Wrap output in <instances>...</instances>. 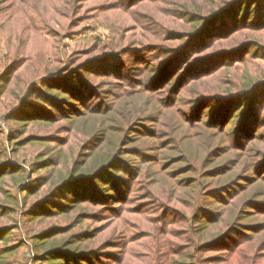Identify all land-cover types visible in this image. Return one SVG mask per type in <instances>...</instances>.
Masks as SVG:
<instances>
[{"label": "trees", "instance_id": "1", "mask_svg": "<svg viewBox=\"0 0 264 264\" xmlns=\"http://www.w3.org/2000/svg\"><path fill=\"white\" fill-rule=\"evenodd\" d=\"M82 1L65 3L73 12ZM146 1L117 0L115 6L129 12ZM150 1L158 3L157 8L161 3L163 14L172 16L178 26L153 22L150 29L137 21L132 30L144 31L139 33L143 42L129 39L124 49L103 48L74 68L33 65L25 57L0 72L1 84L8 74L20 78L28 64L34 75L41 76V87L53 89L42 91L34 83L23 96L21 89L12 91L17 103L13 108L8 105L11 109L4 115L5 121L16 124L7 134L0 129V218H10L0 221L1 264L11 262L22 245L14 235L10 237L18 220L39 264H111L110 260L120 264L118 254L105 249L116 248L118 243L112 240L98 249L81 245L104 230L83 224L107 210L117 214L115 218L121 210L140 218L152 211L150 220L159 223L161 231L152 236L150 247L138 244L148 251L143 264H150L147 257L154 253L156 264H264V81L252 85L249 77L244 87L228 89L224 96L193 94L181 108L178 100L187 85L186 74L204 63L188 59L181 68L176 66L187 50L206 49L200 42L213 31L211 26L227 17L232 22L222 34L248 23L264 26V0H204L202 6L187 0ZM1 4L0 29L5 25L1 17L12 19V8L17 9L16 3L9 8ZM243 5L245 12L238 9ZM252 8L254 16L246 19ZM71 20L68 28L74 27ZM142 52L152 57L139 59L133 71L125 58ZM185 68L189 72L181 80ZM172 69L175 72L167 75ZM203 106L210 109L207 119L201 115ZM60 119L66 120L64 126L56 125ZM36 122L49 126L48 130L26 129ZM27 145L35 153L26 164L24 153H18ZM21 160L23 165L18 163ZM4 186L19 187L22 209L21 201ZM91 205L98 206L99 213L87 212ZM76 209L71 217L69 212ZM55 216L62 223L43 225L42 220ZM119 227L120 222L115 223L113 231L126 238L125 245L145 236L139 225L132 236ZM217 247L220 251L209 253Z\"/></svg>", "mask_w": 264, "mask_h": 264}, {"label": "rangeland", "instance_id": "2", "mask_svg": "<svg viewBox=\"0 0 264 264\" xmlns=\"http://www.w3.org/2000/svg\"><path fill=\"white\" fill-rule=\"evenodd\" d=\"M0 1H2V7L9 8L11 4L16 3L17 8H12V19L1 17V21L5 22V25L2 29H0V72L6 67L12 65L15 59H21L25 57L28 58L29 61H31L30 64L33 65L34 63H37L41 66L49 64L51 67H59L60 65L65 64L68 65V68H74L76 67L77 63L84 62L86 59L92 58L93 55L101 53L103 48L113 47L111 49H124V47L127 45L126 42L129 39L143 42V36L139 33L144 31H139L138 28L136 30H132V25L137 21V24L142 23L146 28L150 29L154 28L152 26L153 22H161L163 25H166L169 28L175 27L176 24L178 26V22H176L172 16L166 15L165 13L163 14L161 11V8L163 7L161 3L158 5V9L156 6L158 3L152 2L150 0L136 5L135 8L129 10V12H123L120 8H117L115 6L117 4V0H83L81 4H78V7H80L78 9H74L73 12L69 10L70 7L67 6L65 0ZM122 1L124 2V0ZM187 1L199 6H202L204 3V0ZM205 1L208 2L209 0ZM225 1L230 2L231 0ZM245 7L243 5L238 7V9L241 8L244 11ZM252 11H255V8H252L251 13L246 16V19L248 18L250 20L254 16ZM6 15L7 13L5 11L4 16ZM137 17L138 19L136 20ZM235 17H238L237 20L242 18L241 16ZM227 18L229 20L227 19L225 22L214 24L211 26L212 28L210 27L209 30L213 31L207 33V36L200 42L206 46V49L198 52H194L197 49H191L190 51L187 50L185 55L181 56V59L177 61V68H181L184 65V62L189 60H191L193 64L204 63V65L197 69L193 74H188V69H184L185 72L182 74L181 80L187 73L185 78L187 85L183 86L185 89L181 94L183 96L181 102L178 100V104L181 108L187 106L186 103L188 100L185 98H189L193 94L203 96H224L223 93L227 92L228 89H231L232 92H235L242 86L244 87V84L249 77V82H253L252 85L264 81V26L254 27L252 26L253 23H248L246 24L248 27H233L232 29L228 30L226 34H222L225 32L224 29L226 25L229 27L230 23L232 22L231 17ZM70 20L74 23V27L72 28L67 27V25L70 23ZM44 23H46L47 26H45ZM262 24H264V21ZM70 25L71 24H69V27ZM134 34L135 36L133 37ZM77 51H81L80 54ZM86 52H89L90 54L86 55ZM226 54L229 55L224 57ZM137 55L131 53L125 58L126 65L133 71L136 70V66L138 65L136 63L140 61L139 59H143V57H145V59L149 60V58L152 57L151 53L148 52H142ZM56 59L59 60L60 63L55 62ZM227 63H231V65H224L225 68H222V65ZM32 68L33 67L31 65L27 64L20 78L16 79L17 74H8L5 78V82L0 84V129L4 132V134L8 133L10 125L14 126L16 124L13 120H10L11 122H7L4 118L5 113L7 114L11 109L8 105L11 106L17 103L15 98H11L12 91L21 89L20 96H23L26 93V90L32 89L31 87L34 83L38 88L39 86L41 87V76L34 75L30 71ZM10 69L11 70L9 73L13 71V67ZM211 70L212 72L210 73ZM19 72L20 71L18 70L16 73ZM174 72L175 70L172 69L167 73V75H170ZM78 74H81L84 77L88 75L86 72H78ZM203 76L204 78L199 79V81L191 83L192 79ZM166 79L167 78H165V80ZM92 81L98 82L99 80L92 79ZM83 82L86 83L85 80H83ZM169 84L170 83H168V85ZM167 87L168 86L164 88ZM41 90L50 91L53 89L41 87ZM89 97L90 95H88L86 98L89 99ZM16 106L18 107V104L15 105L14 108ZM207 109H209L208 106H203L200 110L204 119L208 118L210 112V109L208 112ZM28 118L41 119V117L39 118L38 116H29L27 119ZM65 123L66 120L60 119L58 120V123L56 122V125L64 126ZM47 128H49V126H43L42 122L29 123L26 126V129L31 132H44L48 130ZM262 130L263 129H259V131ZM253 133L259 135L255 132V130L252 131V134ZM4 134L2 133L1 137L4 139L3 146L7 150L8 144ZM20 153H24L26 164L29 161L34 160L35 150H32L29 145L20 150L18 154ZM18 163H22L23 165L24 160H21ZM140 181L141 177L136 180V185H139ZM4 187V189L15 196L19 202L21 201L19 187H15L14 189L11 187L8 188L7 186ZM44 188L45 186L42 187V189ZM139 198L140 196H137V198L133 199L132 205L137 203ZM174 204L175 202L173 201L172 206H174ZM22 206L23 203L21 201V209L23 208ZM133 209L134 208H131V210ZM96 210L99 213L98 206L96 207L95 205H91V207L86 209L87 212ZM127 211L129 210H121L118 214V217L115 218L117 214H113L111 211L107 210L102 212L100 214V218L97 220H84L87 221L83 224L84 226L91 228L104 227V230L102 232H98L93 241H83L81 244L82 247H84L87 243L92 249H98L101 246L108 245L105 244V241L112 240L114 241L113 243H118L116 248L105 249L107 252L113 251L114 253L118 254V257L121 259L120 264H143L148 251L145 252L146 249L140 250L138 248V244H145L150 247L152 243V236H154L155 233L161 231V227L159 226V223H155L150 220V215L152 213L151 210L150 212H144L141 218L127 213ZM77 212V209L74 212L70 211L69 215L73 217ZM37 214L42 215L41 213ZM9 219L10 218L5 216L0 218V221L6 222ZM60 219V217L55 216L44 219L42 222L43 225L48 223H62ZM119 222L120 225H122L123 230L126 231L129 236L134 235L138 230L145 231V236L140 240L138 239L134 241L132 244L126 243L125 245L126 238L116 235V230L113 231L115 228V223ZM135 225H139L138 230H136ZM1 226L2 225L0 224V227ZM32 226L34 231H36L37 228L39 229V226L36 222L33 223ZM26 233L27 232L25 228H23L21 220H18V228L13 229L10 237L12 238L14 235L16 241L22 243V245L18 250L14 251L16 254L13 260L7 263L3 260L4 264H39L34 260L36 253L33 248V244L27 237ZM237 239L238 238H235V240ZM237 241L241 240L238 239ZM2 243L4 242L0 239V245H2ZM16 243L17 242L14 244L17 245ZM219 247H217L216 250H213V252L209 253H217V251H220L218 250ZM156 257L157 254L154 253L147 257V260L151 261L150 264H156ZM110 263L115 264L113 260H110Z\"/></svg>", "mask_w": 264, "mask_h": 264}]
</instances>
